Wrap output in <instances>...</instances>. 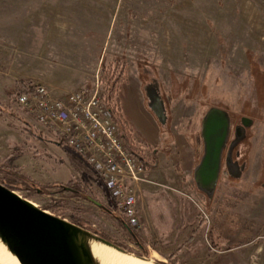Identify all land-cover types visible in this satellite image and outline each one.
<instances>
[{"label":"rangeland","instance_id":"1","mask_svg":"<svg viewBox=\"0 0 264 264\" xmlns=\"http://www.w3.org/2000/svg\"><path fill=\"white\" fill-rule=\"evenodd\" d=\"M40 5L45 12L36 10ZM117 66L125 68L120 110V103H137L129 93L140 87L145 103H167L171 135L200 141L209 108L237 117L249 115V105L264 103V0H0V104L7 110L0 116V135L16 155L0 166L32 177L41 188L88 183L91 198L122 217L96 171L64 142L52 144L55 134L39 132L33 118L30 125L27 113L10 101L19 83L92 92L98 82L106 97L99 71ZM260 111L251 169L238 182L221 176L212 200L197 190L190 198L174 195L176 204L162 199L170 189L160 190L150 203L151 217L143 216L140 228L133 229L146 252L115 216L89 200L66 190L16 192L49 214L91 226L160 264H236L247 246L264 244V190L254 185L264 148ZM143 148L152 162L154 148Z\"/></svg>","mask_w":264,"mask_h":264},{"label":"water","instance_id":"2","mask_svg":"<svg viewBox=\"0 0 264 264\" xmlns=\"http://www.w3.org/2000/svg\"><path fill=\"white\" fill-rule=\"evenodd\" d=\"M156 105L164 104L153 103V107ZM247 127L243 122L241 136L237 135L230 144L225 158L227 173L233 179H240L245 170L246 164L240 166L235 162L232 152L246 138ZM230 133V112L209 108L201 120L203 152L193 173L197 190L209 200L213 199L219 183L223 152L228 147ZM107 195L113 199L108 191ZM93 203L103 207L101 203ZM110 215L121 219L113 212ZM128 231L132 233L129 227ZM92 244L102 245L125 257L160 264L150 256L135 255L79 225L49 214L0 183V245L15 254L21 264H101L92 251Z\"/></svg>","mask_w":264,"mask_h":264},{"label":"built area","instance_id":"3","mask_svg":"<svg viewBox=\"0 0 264 264\" xmlns=\"http://www.w3.org/2000/svg\"><path fill=\"white\" fill-rule=\"evenodd\" d=\"M23 85L26 92L18 95L17 106L86 161L114 199L116 211L132 229L140 228V186L149 183L146 163L127 148L98 82L92 92L78 88L63 96H55L47 85Z\"/></svg>","mask_w":264,"mask_h":264},{"label":"crops","instance_id":"4","mask_svg":"<svg viewBox=\"0 0 264 264\" xmlns=\"http://www.w3.org/2000/svg\"><path fill=\"white\" fill-rule=\"evenodd\" d=\"M36 10L45 12V5H40ZM29 24L30 23H23V27L28 26ZM29 80L33 81L31 77H29ZM47 86L49 87V85ZM50 90L55 96H63L75 89L60 90L51 87ZM124 92L123 89V95L126 96L127 94ZM131 95L137 103H120V106L121 113L127 119L129 125L134 131L136 147L140 149L142 154L141 157L144 158L147 167L149 183H144L141 187L138 200L139 217L142 222L143 216L145 219L147 216L151 217L152 208H150V203L156 199L161 192L160 190L163 188L170 189L172 193H166L165 195L167 196V199H162L168 202L173 200L176 204H178L179 201L177 197L176 199H173L174 195L190 198L189 194L193 196L197 194L193 173L198 160L202 156L203 147L202 145L200 146L199 142H196L195 139L183 142V138L177 135L173 136L169 133L167 130L168 119L166 113L168 110L166 103H163L164 107L161 105L153 107V103H145L140 87H138V90L135 89L133 94L129 93V97ZM162 113L164 114V117ZM1 115L3 114L0 112V116ZM26 117V121L30 122V125H32L29 115ZM31 127L32 126H28L29 129ZM35 128L41 133L48 132L40 125L35 126ZM50 139L52 140L51 143L54 145H60L62 143L58 140L56 135L55 137H50ZM5 140V136L2 137L0 135V164L8 162L13 157L11 146L5 143ZM147 145L152 149L154 148L152 162H148L149 154H146L145 151L142 152V150H144L143 147ZM12 165L13 168L16 169L15 171H18V167H20L18 160ZM35 181L38 182V180ZM262 203L263 209V200ZM189 210L190 209L185 210L183 216H187ZM187 226H191V224H187ZM247 248L246 253H243L241 256L239 255L236 264H264V244L255 247L249 245ZM231 251H233V249H231Z\"/></svg>","mask_w":264,"mask_h":264},{"label":"trees","instance_id":"5","mask_svg":"<svg viewBox=\"0 0 264 264\" xmlns=\"http://www.w3.org/2000/svg\"><path fill=\"white\" fill-rule=\"evenodd\" d=\"M121 69V70H120ZM124 66L120 68L119 66L115 67L113 70L112 69H101L99 71V82L103 85L105 92H106V97L105 102L109 103V107L111 108V111L116 119V121L119 123L121 132L123 134L126 146L129 150H131L133 153L139 152L138 155L142 161L144 159L140 155V149L136 147V141L134 137V131L129 125L127 119L124 117V115L121 113L119 103H118V91H119V86L124 80ZM26 92L24 85L19 83L16 85V88L14 90V93L10 95V98H17L16 96ZM115 102V103H112ZM4 107L0 104V112H4ZM168 110V107H167ZM3 114V113H2ZM16 158V155L13 156L10 160L9 163H12V160ZM201 158V157H200ZM200 159L198 160L197 164L199 163ZM0 173H5L7 175L6 179H1L0 178V183L8 187L9 189H12L13 191H28L31 193H37L40 191L41 194H46L53 189V191L58 190L59 192L69 189L70 194L73 197L76 198H81L84 200H89L91 202H94V199L91 198L90 192L92 190V187L88 183H83V182H69L68 184H53L48 187H42L39 185V183L34 182L32 179L27 177L26 175L19 173V172H14L13 170H10L9 167L7 166H0ZM106 191V189H105ZM107 192V191H106ZM111 206L114 207L115 203L112 201L110 197H108ZM55 205V204H54ZM103 205V204H102ZM106 214H109L112 212L110 211L106 206L103 205L101 208ZM117 218V217H115ZM121 219H118L120 221L122 229L125 231V233L130 237V240L133 244H135L137 247H139L142 251L147 250V247L145 244L141 243L138 235L136 232L130 227L129 223L126 221L124 217H120ZM72 223L79 225L105 239H108L105 237L99 230L94 229L91 226H84L82 222L79 221H72ZM131 229L132 233L128 231V227ZM110 240V239H108ZM112 241V240H110ZM116 245L124 248V246L119 245L118 243L112 241ZM125 249V248H124Z\"/></svg>","mask_w":264,"mask_h":264},{"label":"flooded vegetation","instance_id":"6","mask_svg":"<svg viewBox=\"0 0 264 264\" xmlns=\"http://www.w3.org/2000/svg\"><path fill=\"white\" fill-rule=\"evenodd\" d=\"M10 101L12 103H16V98H11ZM260 108H263L264 110V103H255V105H249L248 111H247L249 115H245L242 113V114H239L237 117L236 116L233 117L231 114V133H230V138L228 141V147L223 152V161H222L223 166H222L220 179H221V176L226 175L229 179L233 180L234 182H238L243 177V175L249 169H251V155L254 150V145H252V139H254L256 133H258L256 132L258 131L257 124L263 121V116H261L262 112L260 111V115L257 114ZM4 111H7V110L5 109ZM243 122L244 124L248 125V127L246 128V138L242 140L240 143H238L233 148L232 157H233V160L235 162L237 161L240 166H242L243 164H246V166H245V170L242 172V177L240 179H233L229 177L227 173V169L225 167V158L228 153V148L230 144L236 139L237 135L241 136L240 132H241V125L243 124ZM195 140L196 142H199L200 146L202 145L203 147L201 139L200 141H198L197 139ZM243 146L246 147L244 151L242 148ZM258 172L259 174L257 175L258 177L255 180L254 185L259 184V186L264 190V148L262 150V159H261L260 168L257 171V173Z\"/></svg>","mask_w":264,"mask_h":264},{"label":"bare ground","instance_id":"7","mask_svg":"<svg viewBox=\"0 0 264 264\" xmlns=\"http://www.w3.org/2000/svg\"><path fill=\"white\" fill-rule=\"evenodd\" d=\"M92 251L101 264H149L134 258L125 257L107 247L92 244ZM0 264H21L16 255L0 245Z\"/></svg>","mask_w":264,"mask_h":264}]
</instances>
